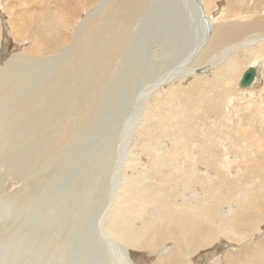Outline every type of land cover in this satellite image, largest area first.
<instances>
[{"label":"bare ground","instance_id":"1","mask_svg":"<svg viewBox=\"0 0 264 264\" xmlns=\"http://www.w3.org/2000/svg\"><path fill=\"white\" fill-rule=\"evenodd\" d=\"M221 1L225 8L219 0H0V46L5 36L21 44L0 57V108L2 96L17 97L18 124L52 134L49 152L86 130L116 67L117 81L126 69L149 85L142 107L151 85L166 80L135 119L139 155L127 160L97 233L120 246L122 264L134 256L142 264H264V0ZM250 67L257 75L243 88ZM73 86L76 97L67 95ZM61 231L54 228L53 246L69 255L76 242ZM79 247V264L93 253V264L110 260L100 247ZM110 258L118 264L115 251Z\"/></svg>","mask_w":264,"mask_h":264},{"label":"rangeland","instance_id":"2","mask_svg":"<svg viewBox=\"0 0 264 264\" xmlns=\"http://www.w3.org/2000/svg\"><path fill=\"white\" fill-rule=\"evenodd\" d=\"M69 3L72 2L67 4L73 9L74 3L71 6ZM224 5L225 1L219 0L217 7L225 8ZM86 8H88V12H84L83 17L90 13L89 5ZM218 8L213 10L215 15L218 14ZM18 44L13 37L5 36L0 46V57L4 55L2 60L9 58L7 55H12L17 50L20 51L18 46L21 44ZM23 44L25 45V43ZM3 46L5 49H2ZM130 65L131 63L127 67ZM125 72L126 69L121 77L124 80L117 81L116 67L112 81L106 85L108 90L105 91V94L108 92L106 96L103 90L100 91L101 94L99 92V95L105 98H100L102 99L100 100V109L97 108L95 111L94 119L86 127L87 131L84 130L80 136H76L65 150L63 148L54 152L51 149L49 152L47 142L52 141L54 136L48 134V131L41 134V132L30 129L29 132L21 124L19 125L16 113L11 110L17 97H9L10 102L6 101V96L5 98L1 97V102H4L0 108V110L2 109V112L0 111L2 116L0 118V264H64L63 261L66 262L65 264H79L78 259H75L77 258L75 255L82 251L79 245H91L104 249L105 255L101 254L100 257L110 259L106 260L107 264L112 261L110 257L115 251L117 263H124V255L119 252L121 251L120 246L111 239L112 245L108 239L100 238L97 233L103 230L101 223L105 221L115 203L117 181H122L127 160L132 156L139 155L136 147L140 141L138 139L140 131L136 128L133 130L134 134L130 136L135 119L139 123L142 121L140 116L146 114L153 92L163 86L166 81L151 85V93L142 107L141 100L149 85L143 82L142 78V81L138 79L141 73L137 72L131 78V75L127 77ZM190 73V71L181 72L180 79L190 76ZM169 79L167 78V80ZM128 82L129 87L127 86ZM259 82L258 88L264 83L262 80ZM120 88H122L121 91H119ZM166 89L168 90L167 87L164 90L168 92ZM69 92L67 95H72V97L79 94L75 86L71 89V93ZM68 108L70 106H62L63 113H66L65 110ZM35 110L38 109L28 111L22 117L33 114ZM98 110L102 112L100 113ZM4 112L5 114H3ZM3 118L7 120L4 119V121ZM94 120L96 121L93 122ZM199 145V143L196 145L190 143V147L194 148H198ZM54 228L60 231L65 228L61 232H67L76 242L74 250L69 255L54 249L53 238L58 237L56 233L53 234ZM92 234H95L96 237H93ZM47 243L50 246L48 248H52L53 251L48 250ZM94 254H92L89 264H93ZM137 255L139 256V253ZM51 256L53 259L50 258ZM55 258L58 261L51 262ZM128 264L142 263L134 256Z\"/></svg>","mask_w":264,"mask_h":264},{"label":"water","instance_id":"3","mask_svg":"<svg viewBox=\"0 0 264 264\" xmlns=\"http://www.w3.org/2000/svg\"><path fill=\"white\" fill-rule=\"evenodd\" d=\"M257 72L254 68L250 67L243 75L240 86L243 88H247L251 86L256 78Z\"/></svg>","mask_w":264,"mask_h":264}]
</instances>
